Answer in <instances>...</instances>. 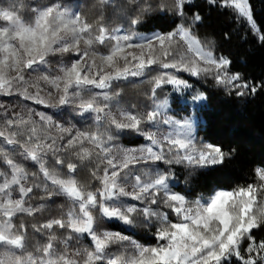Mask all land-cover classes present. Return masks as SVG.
Returning <instances> with one entry per match:
<instances>
[{
	"label": "snow or ice",
	"instance_id": "obj_1",
	"mask_svg": "<svg viewBox=\"0 0 264 264\" xmlns=\"http://www.w3.org/2000/svg\"><path fill=\"white\" fill-rule=\"evenodd\" d=\"M206 2L231 9L264 45L249 0ZM113 3L97 0L93 23L62 0L0 5V97L19 98L0 101V264H264V240L255 239L264 228V167L254 169L255 182L207 198L178 191L173 166L187 170L189 184L197 173L225 166L237 149L197 139L198 112L178 117L169 98L158 94L166 86L174 93L191 90L180 73L211 79L237 97H255L264 81L244 80L228 57L215 54L212 41L194 33L203 17L198 11L188 16L192 0H123L126 28L104 22ZM154 12L181 22L168 32L137 31ZM136 80L151 85L149 103L124 107L119 85ZM205 99L202 92L191 97L197 109ZM73 119L88 126L79 128ZM127 133L144 143H116ZM84 169L86 182L79 175ZM56 198L66 210L61 204L59 216L38 220ZM111 221L155 229L156 244L101 227ZM29 228L44 242L30 247Z\"/></svg>",
	"mask_w": 264,
	"mask_h": 264
},
{
	"label": "trees",
	"instance_id": "obj_2",
	"mask_svg": "<svg viewBox=\"0 0 264 264\" xmlns=\"http://www.w3.org/2000/svg\"><path fill=\"white\" fill-rule=\"evenodd\" d=\"M46 1L49 0H39L35 3L43 5ZM62 2L75 6L77 11L87 17L89 23L95 22L100 15V10L96 7L97 0H62ZM249 2L255 21L264 29V0H249ZM9 3H12V0H0V5ZM26 3L33 4L30 0H26ZM122 3L123 0H114V3L104 10V22L109 27H127L126 18L119 10V5ZM196 11L200 13L203 20L194 27V33L205 42L212 41L215 54L228 57L232 61L231 71L241 73L244 80L264 81V45L252 35L246 22L231 9L221 8L219 5H209L206 0H192V6L186 8L189 17ZM30 16L29 10L25 14V18L29 19ZM180 22L179 18L170 13L154 12L147 19L145 25L138 26L137 31L168 32L176 26V23ZM225 34H228L229 38L226 39ZM58 59L54 58L53 66L56 65ZM185 78L193 80L186 76ZM194 83L195 90L204 93L206 97L203 106L196 110L199 116L196 124L197 139L219 144L225 149L235 148L237 152L234 159L225 166L205 169L201 173H197L190 179L189 184L181 187V190L190 191L192 199L200 196L207 198L218 188L234 189L255 182L254 169L264 167V91L258 92L255 97H237L234 93L229 95L223 89L215 87L211 79H197ZM119 86L123 89L120 99L126 94L125 91H129L130 96L137 95L140 105L145 106L149 103L145 95L150 90L149 83H140L139 80H136L132 83L122 82ZM165 90L166 87L159 91L160 97L166 94ZM12 99L9 103L19 100L15 97ZM139 104L138 106H140ZM70 118V116H65L63 119L67 121ZM72 122L79 128L88 126L76 119H73ZM119 139L128 145H137L141 141L139 136L128 133ZM28 166L31 171L36 170L30 163ZM79 175L82 181L86 182L90 179L87 169H84ZM179 175H187V170ZM40 195L41 193H36L37 200L35 201H39ZM61 204H64L66 209L67 204L63 198H56L51 205L50 212L37 219L59 216V205ZM172 219L175 217L173 216ZM105 224L108 225V223ZM129 233L141 243L154 244V236L142 227L135 228ZM255 239L257 242L264 240V228L255 231ZM37 240L43 243L45 238L39 235L33 237L31 228H29L30 247L34 246ZM242 247L246 248L247 242ZM244 255L247 254L244 253ZM233 264L239 263L233 261Z\"/></svg>",
	"mask_w": 264,
	"mask_h": 264
},
{
	"label": "rangeland",
	"instance_id": "obj_3",
	"mask_svg": "<svg viewBox=\"0 0 264 264\" xmlns=\"http://www.w3.org/2000/svg\"><path fill=\"white\" fill-rule=\"evenodd\" d=\"M31 2H33V4H36L35 2L36 1H39V0H30ZM50 2H52V0H49V1H46L43 5L41 3H38L36 4L37 6H45L47 4H49ZM66 6L72 8L73 10H76L75 6H73L71 3H64ZM77 11V10H76ZM245 21V20H244ZM246 22V21H245ZM247 24V22H246ZM109 27V26H108ZM116 27H122V26H116ZM109 28H114V27H109ZM152 32H157V31H151V32H141V33H144V34H151ZM58 59V57H56ZM54 60V58H53ZM56 66V65H55ZM53 66V67H55ZM179 75L182 76V78L186 79L189 81L190 84L193 85L192 89L191 90H186L184 93H174L171 89V86H166V94L163 95L161 98L167 96L169 98V102H170V107H171V112L176 114L178 117H182V116H185V115H189V114H193V113H196V110L197 108L192 104V101H191V97L192 95H194L195 93H197L198 91H196V87L194 86L195 83L194 81L197 80V78L195 77H190L187 73H180ZM186 77H189L193 80H189ZM126 94H124L123 98L120 99V104L124 107H127V108H133V107H136V108H143L144 106L143 105H140L139 102H138V98L136 97L137 95H133V96H130L129 94V91H125ZM14 98V97H0V101H3V102H6V103H9L11 101V99ZM15 98H18V97H15ZM13 100V99H12ZM22 104H27L29 107H32V108H35L37 111H46L48 112L49 114H51L53 112L52 109H45L43 106L41 105H34L32 104L30 101H21ZM205 103V100L202 102V105ZM138 104L140 106H138ZM186 109V110H185ZM198 122V121H197ZM195 132H196V129H195ZM129 135H134L132 133H128ZM141 138V141L139 142V144L137 145H128L124 142H122L120 139H118L116 141V143L120 144V145H123V146H126V147H134V146H138L142 143H144V140L142 137ZM4 166L3 165H0V168H3ZM161 168H166L167 166L165 165H160ZM173 169L174 171L176 172V176H177V179L179 181V183L177 184V190L178 191H182L181 190V187L185 186L186 184L184 183V179L186 175L184 176H180L179 173H183L185 171L184 168L180 167V166H173ZM218 189H226V188H218ZM217 190V189H216ZM226 190H231V189H226ZM215 191V190H214ZM213 191V192H214ZM212 192V193H213ZM211 193V194H212ZM195 199V198H194ZM34 203H38L39 201H33ZM67 208V207H66ZM66 210V209H65ZM175 220V219H173ZM109 225V226H108ZM108 225L106 224H102L101 227L102 228H107L109 230H112V231H118V232H122L123 234H126V235H130L132 236L134 239L135 236H133L132 234H130L129 232L130 231H134V229H128L126 228L124 225L120 224L119 222L117 221H111V222H108ZM113 225V226H111ZM155 229L152 230V232H154ZM152 232H150V235H152ZM153 236V235H152ZM137 240V239H136ZM138 241V240H137ZM140 242V241H138ZM84 243L86 244H90V241H87L85 240ZM141 243V242H140ZM141 244H144V243H141ZM156 244V240L154 241V244ZM144 245H147V244H144ZM111 251H116L117 248L116 246H113L111 249ZM235 261V259H234ZM237 262V261H236ZM239 263V262H237Z\"/></svg>",
	"mask_w": 264,
	"mask_h": 264
}]
</instances>
